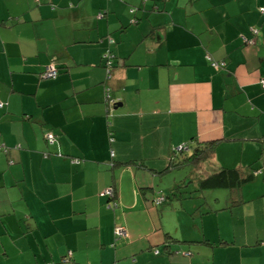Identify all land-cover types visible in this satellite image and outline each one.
Here are the masks:
<instances>
[{
    "label": "crops",
    "instance_id": "crops-1",
    "mask_svg": "<svg viewBox=\"0 0 264 264\" xmlns=\"http://www.w3.org/2000/svg\"><path fill=\"white\" fill-rule=\"evenodd\" d=\"M261 9L264 0H0L8 264H264ZM49 64L59 73L45 79ZM211 140L214 151L191 175L161 173L175 147L191 153ZM221 168L260 171L232 190L152 204ZM110 186L113 210L103 193ZM117 224L126 235L115 241ZM166 233L181 240L177 253H162Z\"/></svg>",
    "mask_w": 264,
    "mask_h": 264
},
{
    "label": "trees",
    "instance_id": "trees-1",
    "mask_svg": "<svg viewBox=\"0 0 264 264\" xmlns=\"http://www.w3.org/2000/svg\"><path fill=\"white\" fill-rule=\"evenodd\" d=\"M131 13H135L138 9L135 8V6H131ZM153 10V9H152ZM150 10V11H152ZM153 12V11H152ZM261 13L264 15V12H262L261 9ZM154 29V28H153ZM252 35H256V31L252 32ZM245 38H243V41L247 44V45H252L254 43L253 39L251 38L250 40H244ZM112 42V40H111ZM206 59L209 62V64L214 67V68H225L226 66V61L224 60H215L213 57H211V55H209L207 53L206 55ZM105 62L107 63L108 61H110V67L112 68V62H111V56L110 55H106L105 56ZM53 67L56 70V74L53 77H48L46 78L44 76V72L45 69L47 67H45V69L43 70L41 76L45 79H51V78H55L58 73H59V68L56 67L53 64ZM111 70V69H110ZM107 72V78L110 79L111 77V72ZM264 79V77H260L259 79V86L264 89V86L262 85V80ZM112 92L109 88L107 95H111ZM111 99H108V102H110ZM114 102H111V105H114ZM4 104L2 103V106L0 108H3ZM51 134V133H49ZM48 134H45V139L46 142L48 144H53L56 141V136H54L53 134V143L48 141L47 138ZM218 140H211V141H204L202 143H200L201 145L193 152L188 153L189 148L187 147L186 144L181 145L180 147H175L173 149V155L170 159V163L169 166H167L164 170L161 171V173H163L166 170H176V169H181L182 167H185L187 165H194L197 166L198 164H200L201 162H205L208 157L211 155V153L214 151L215 146L217 145ZM0 148H2V145L0 144ZM186 149V150H185ZM128 163V162H126ZM259 169L257 168H251V171L249 173H243L240 169H236V168H221L218 171H215L214 173L208 174L205 177H197L195 179V190H187V188H185V184L187 182H183V183H179L177 185H175V187H173L172 189H170L166 195H158L155 199H153L152 204L155 207H160L162 204L167 203L169 200H172L173 197L177 198V199H182V198H188L190 197V195H192V193L195 192H200L203 190H207V189H226V190H232L233 188L239 187L244 183H247L251 180L254 179V177L259 173ZM188 181V180H187ZM191 181V180H189ZM109 190L110 194H107L106 191ZM104 194L105 196H107L108 201H107V208L108 209H114L116 207H118V195H117V191L113 186L107 187L104 190ZM168 200V201H167ZM159 209V208H158ZM119 230H122V233H119ZM124 235H126L125 229L120 226V225H116L113 229V236H114V240H120L121 238L125 237ZM163 242L160 244L161 248H162V253H165L167 255L173 254V253H177L178 251L173 249V247H175V244L177 242H181V240H178V238L174 237V236H170L169 234H164V238H163ZM175 243V244H174ZM111 246H114V243L111 244ZM263 246H264V242H263ZM16 248V245H14ZM9 251H12L9 250ZM8 250L5 251V255L2 256V251L0 250V264H8L9 263V259L12 256V253L9 255ZM70 253V252H69ZM69 253L67 254V256L65 257V259L68 261V256ZM153 253L155 255H159L161 253V251L155 249L153 250ZM8 254V255H7ZM71 254V253H70ZM188 255H190L189 252H187ZM11 260V264H15V260Z\"/></svg>",
    "mask_w": 264,
    "mask_h": 264
},
{
    "label": "rangeland",
    "instance_id": "rangeland-1",
    "mask_svg": "<svg viewBox=\"0 0 264 264\" xmlns=\"http://www.w3.org/2000/svg\"><path fill=\"white\" fill-rule=\"evenodd\" d=\"M52 66H53V64H49V65H47L46 67L47 68H52ZM46 78H48V77H46ZM186 150V149H185ZM195 167H197V166H192V165H187V166H185V167H183V168H181V169H177V171L179 170L180 172H177V171H175V170H173V171H171V173H170V175L172 176V177H175V176H182L183 174L185 175V174H187V173H189V175H191V173H192V171H193V169L196 171L197 169L195 168ZM158 178V180H159V178L160 177H157ZM167 177H163V180H165V182H167V179H166ZM169 178V177H168ZM261 179V178H260ZM103 193H104V191H103ZM105 195V194H104ZM181 202H185V201H181ZM188 202H190V201H188ZM174 204V203H179L178 201H176V200H171V201H168L166 204H164V207H167V206H170V204ZM175 217V216H174ZM169 218H170V216H167V215H165V217H164V219L165 220H169ZM123 231L122 230H120V233H122ZM28 251H30V253H32L31 251V249H28V250H23V252L24 253H26L27 254V252ZM69 253V252H68ZM69 255H70V253H69Z\"/></svg>",
    "mask_w": 264,
    "mask_h": 264
},
{
    "label": "built area",
    "instance_id": "built-area-1",
    "mask_svg": "<svg viewBox=\"0 0 264 264\" xmlns=\"http://www.w3.org/2000/svg\"><path fill=\"white\" fill-rule=\"evenodd\" d=\"M262 12H264V9H262ZM244 40H246V39H244ZM105 66L107 68V72H109V70L111 69L110 61H108L107 63L105 62ZM55 74H56V70H55V68L53 66H52V68H46L45 69V72H44V76L45 77H53V76H55ZM262 85L264 86V79L262 80ZM1 106H2V103L0 102V107ZM47 138H48L49 142L53 143V137H52L51 134H48ZM106 193L110 194V191L107 190ZM119 233H120V230H119Z\"/></svg>",
    "mask_w": 264,
    "mask_h": 264
}]
</instances>
